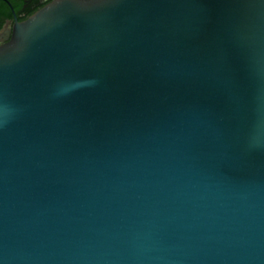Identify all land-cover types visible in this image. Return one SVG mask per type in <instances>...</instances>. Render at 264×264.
Segmentation results:
<instances>
[{
  "label": "water",
  "instance_id": "obj_1",
  "mask_svg": "<svg viewBox=\"0 0 264 264\" xmlns=\"http://www.w3.org/2000/svg\"><path fill=\"white\" fill-rule=\"evenodd\" d=\"M5 34L0 264H264V0H55Z\"/></svg>",
  "mask_w": 264,
  "mask_h": 264
},
{
  "label": "flooded vegetation",
  "instance_id": "obj_2",
  "mask_svg": "<svg viewBox=\"0 0 264 264\" xmlns=\"http://www.w3.org/2000/svg\"><path fill=\"white\" fill-rule=\"evenodd\" d=\"M55 0H0V32L12 28L17 22H24L34 13ZM8 41V34L3 35L0 46Z\"/></svg>",
  "mask_w": 264,
  "mask_h": 264
}]
</instances>
